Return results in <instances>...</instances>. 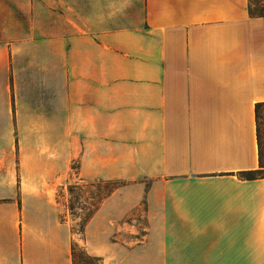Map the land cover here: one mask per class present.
Masks as SVG:
<instances>
[{
	"label": "crops",
	"instance_id": "obj_1",
	"mask_svg": "<svg viewBox=\"0 0 264 264\" xmlns=\"http://www.w3.org/2000/svg\"><path fill=\"white\" fill-rule=\"evenodd\" d=\"M257 102L247 0H0V264H264ZM101 180L76 233L69 187Z\"/></svg>",
	"mask_w": 264,
	"mask_h": 264
},
{
	"label": "rangeland",
	"instance_id": "obj_2",
	"mask_svg": "<svg viewBox=\"0 0 264 264\" xmlns=\"http://www.w3.org/2000/svg\"><path fill=\"white\" fill-rule=\"evenodd\" d=\"M259 115L262 117V128L264 131V109L260 110ZM120 180L116 181H89L83 182L79 184H74L69 187V199H68V206H69V213L70 217L74 220L73 230L76 233L82 232L84 229L85 224L89 220L90 216L92 215L93 211L97 208L99 203L106 197L111 191L112 188L117 186L120 187L123 185L124 182ZM116 187V188H117ZM115 189V188H113ZM142 233H120L118 236L121 237V240L118 242L124 246L127 245L129 249L132 247L136 248L140 245V239L142 238ZM132 235V236H131ZM79 245L81 248L84 247L76 242L74 245ZM86 251V249H85ZM87 252V251H86ZM88 253V252H87ZM91 255V254H90ZM94 256V255H93ZM100 262L92 261V264H104L103 259L100 257ZM112 264H129L121 262L120 259H113ZM136 260L133 259V263L130 264H139L135 262Z\"/></svg>",
	"mask_w": 264,
	"mask_h": 264
},
{
	"label": "trees",
	"instance_id": "obj_3",
	"mask_svg": "<svg viewBox=\"0 0 264 264\" xmlns=\"http://www.w3.org/2000/svg\"><path fill=\"white\" fill-rule=\"evenodd\" d=\"M248 12L252 16H264V0H247ZM256 117V136L258 146V167L253 170L244 171L242 176L246 178L264 176V131L262 128L260 110L264 109V102H257L254 105ZM122 184V182H121ZM117 186L113 187L116 188ZM112 188V190H113ZM71 254L74 264H92V261L100 262V257L90 255L79 245H72Z\"/></svg>",
	"mask_w": 264,
	"mask_h": 264
}]
</instances>
